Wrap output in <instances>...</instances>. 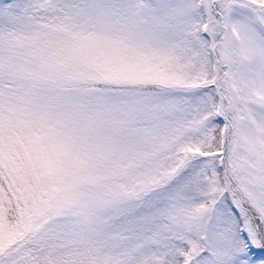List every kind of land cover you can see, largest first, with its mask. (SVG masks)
Instances as JSON below:
<instances>
[{
  "label": "snow or ice",
  "instance_id": "snow-or-ice-1",
  "mask_svg": "<svg viewBox=\"0 0 264 264\" xmlns=\"http://www.w3.org/2000/svg\"><path fill=\"white\" fill-rule=\"evenodd\" d=\"M0 264H264V0H0Z\"/></svg>",
  "mask_w": 264,
  "mask_h": 264
}]
</instances>
